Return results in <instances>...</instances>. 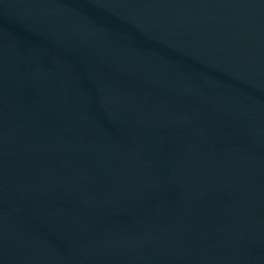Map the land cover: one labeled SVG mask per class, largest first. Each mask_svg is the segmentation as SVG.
I'll return each instance as SVG.
<instances>
[{"label": "water", "instance_id": "95a60500", "mask_svg": "<svg viewBox=\"0 0 264 264\" xmlns=\"http://www.w3.org/2000/svg\"><path fill=\"white\" fill-rule=\"evenodd\" d=\"M0 264H264V0H0Z\"/></svg>", "mask_w": 264, "mask_h": 264}]
</instances>
